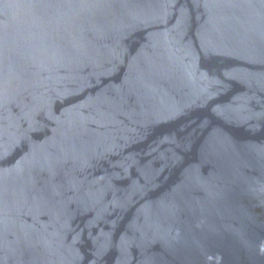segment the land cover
Here are the masks:
<instances>
[{
    "label": "water",
    "instance_id": "95a60500",
    "mask_svg": "<svg viewBox=\"0 0 264 264\" xmlns=\"http://www.w3.org/2000/svg\"><path fill=\"white\" fill-rule=\"evenodd\" d=\"M0 264H264V0H0Z\"/></svg>",
    "mask_w": 264,
    "mask_h": 264
}]
</instances>
